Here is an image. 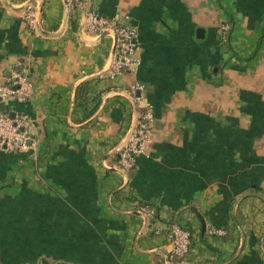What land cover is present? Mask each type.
Masks as SVG:
<instances>
[{"label": "crops", "instance_id": "crops-1", "mask_svg": "<svg viewBox=\"0 0 264 264\" xmlns=\"http://www.w3.org/2000/svg\"><path fill=\"white\" fill-rule=\"evenodd\" d=\"M27 1L0 4V83L20 73L32 87L4 102L27 119L28 148L0 150V264H264V0H32L40 32ZM90 12L128 17L135 71L101 75L113 38L81 35ZM145 105L151 142L124 171L117 154ZM192 206L231 239L202 234ZM174 217L192 240L168 263Z\"/></svg>", "mask_w": 264, "mask_h": 264}, {"label": "built area", "instance_id": "built-area-1", "mask_svg": "<svg viewBox=\"0 0 264 264\" xmlns=\"http://www.w3.org/2000/svg\"><path fill=\"white\" fill-rule=\"evenodd\" d=\"M76 1L66 0L70 9H73V4ZM1 3L2 0H0ZM22 16L28 27L37 31V6H33L31 3L26 4ZM103 30L111 31L114 34L115 44L111 60L101 75L112 79L124 71H135L139 63L136 55L137 31L134 26L129 24L128 17H108L95 12L88 13L84 21V32L95 38ZM140 88L142 86L138 84L131 86L129 91L133 94ZM31 89V83L25 75L14 73L10 85L0 83V101L5 102L13 96H28ZM142 99L141 96L136 98L138 103ZM141 108L142 110L136 112L134 126L117 154L119 167L124 171L134 168L136 157L144 154L151 142L154 116L150 106L145 105ZM27 125L28 121L25 117L15 114L14 118H10L7 113L0 111V150L11 153L27 149L28 136L24 131H20L21 127L25 128ZM140 210L147 218L154 217V210L145 206L140 207ZM169 229L170 258L181 260L189 251L191 233L176 223L171 224ZM209 232L223 234L224 230L209 228Z\"/></svg>", "mask_w": 264, "mask_h": 264}, {"label": "water", "instance_id": "water-1", "mask_svg": "<svg viewBox=\"0 0 264 264\" xmlns=\"http://www.w3.org/2000/svg\"><path fill=\"white\" fill-rule=\"evenodd\" d=\"M2 2L3 3H6L7 2V0H2ZM32 2V0H30V1H27V2H25L22 6H20L21 8H23V7H25L26 6V4H29V3H31ZM41 15H42V4H40V6H37V21H36V28H37V31L38 32H40L41 31V28H40V19H41ZM86 18V14L84 15V17H83V20ZM80 33H81V35H84V21L81 23V25H80ZM105 34H107V35H111L112 37H113V44H112V47H111V50H110V52H109V56H108V59H107V64H106V66H105V68L103 69V70H105L106 69V67L108 66V63H109V61L111 60V57H112V53H113V47H114V44H115V36H114V34L111 32V31H108V30H103V31H101L100 32V34L98 35V37H97V39L98 38H101L102 36H104ZM4 105H5V103L4 102H2V101H0V111H4ZM134 113H135V110H134V112H133V118H132V122H131V125H130V128L128 129V131L126 132V134H125V136H124V138H123V141L125 140V138L127 137V135L130 133V131L132 130V128H133V126H134V121H135V115H134ZM9 115V117L10 118H14V112H12L11 114H8ZM20 131L21 132H23L24 131V128L23 127H21L20 128ZM188 209V208H187ZM189 210L191 211V212H193L197 217H198V219L200 220V223H201V233L203 234L204 232H205V230H206V228L208 227V229L209 228H211V226H209V225H207V223H206V221H205V219H204V217H203V214H204V211L203 210H200V209H197V208H195L194 206H192V207H190L189 208ZM143 214V213H142ZM144 215V214H143ZM233 219H234V221L239 225V222H238V220L236 219V215H235V213L233 212ZM145 216V215H144ZM162 252H164L165 254H166V260H167V262H168V258H169V252H165L164 250H161ZM169 263V262H168Z\"/></svg>", "mask_w": 264, "mask_h": 264}, {"label": "trees", "instance_id": "trees-1", "mask_svg": "<svg viewBox=\"0 0 264 264\" xmlns=\"http://www.w3.org/2000/svg\"><path fill=\"white\" fill-rule=\"evenodd\" d=\"M26 25H27V23H26ZM231 26H232L231 24L228 25V28H227V30L224 33V38L222 37L225 40V43L223 42L224 44L221 47H224L225 46V50H227V51L230 50L229 33L231 31ZM27 28H29L28 25H27ZM31 31H33V30H31ZM5 83L10 85V83H11V77H9L8 79H6V82ZM138 110H142V108H139ZM125 194L126 195L130 194V187L129 186H126L124 189H122L119 192V196H125ZM133 199L136 201V205H138V207H144L145 206V207H147L150 210H153L154 209V206H152L150 204L142 203L140 200H137L136 198H133ZM156 214H157V212H155V217H156ZM238 214H239V212H238ZM177 220H179L178 217L172 218L171 219V222L169 223V227H170L171 224L176 223V224L180 225L181 227H183V228H185V229H187V230L190 231V228L188 227V225L185 226V225L181 224L180 222H178ZM215 228L218 229L217 227H215ZM222 230H224V233L221 234V237L223 239L227 240V241L230 240L231 239V234L233 233V231L229 230L228 227L227 228L225 227ZM169 231H170V229H169ZM209 233H211V232H209ZM211 234H214L215 235L216 233H211ZM191 240H192V235H191ZM190 246H191V244H190ZM189 249H190V247H189ZM186 255H185V257H186ZM183 259H181V260H183Z\"/></svg>", "mask_w": 264, "mask_h": 264}, {"label": "rangeland", "instance_id": "rangeland-1", "mask_svg": "<svg viewBox=\"0 0 264 264\" xmlns=\"http://www.w3.org/2000/svg\"><path fill=\"white\" fill-rule=\"evenodd\" d=\"M223 27H224V30H223L224 32H223L222 37L224 38V33H225V31L227 30L228 25L225 24ZM109 80H110V79H109ZM155 211H156V210H155ZM216 240H217V239H216Z\"/></svg>", "mask_w": 264, "mask_h": 264}]
</instances>
